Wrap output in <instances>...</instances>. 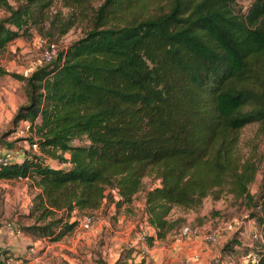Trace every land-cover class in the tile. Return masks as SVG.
<instances>
[{"label":"trees","instance_id":"1","mask_svg":"<svg viewBox=\"0 0 264 264\" xmlns=\"http://www.w3.org/2000/svg\"><path fill=\"white\" fill-rule=\"evenodd\" d=\"M62 1L68 14H49L53 0H0L8 12L0 49L32 25L57 44L78 13L90 19L82 36L29 72L0 64L24 82L26 102L11 122H30L38 148L0 164V178L22 176L36 189L31 213L42 222L20 230L60 240L77 224L76 209H102L108 193L117 206L129 203L153 174L159 183L144 192L150 246L185 222L170 215L174 206L197 208L225 186L249 200L264 236V186L256 196L248 189L257 161L237 144L247 125L264 132V0ZM138 253L125 247L96 263L150 264L134 261ZM258 256L264 264V250ZM9 257L0 251V264H24Z\"/></svg>","mask_w":264,"mask_h":264},{"label":"rangeland","instance_id":"2","mask_svg":"<svg viewBox=\"0 0 264 264\" xmlns=\"http://www.w3.org/2000/svg\"><path fill=\"white\" fill-rule=\"evenodd\" d=\"M9 1L15 6L22 0ZM93 1L95 4L99 2ZM248 1L237 0V3L245 5ZM71 9L72 6L64 5L62 0H53L48 13L60 12L65 15ZM6 14L8 12L0 7V18ZM77 16L74 25L60 37L57 49L82 36L89 28V17L80 13ZM46 25L47 21L40 24L43 28ZM29 32V35L16 37L0 49V64L8 72L24 74L44 62L45 44L39 41L44 33L37 25H32ZM8 72L0 73V153H7L19 160L22 151L29 149L28 136L34 139L36 136L32 129L24 133L17 132V125L11 122L17 106L26 102V94L24 82ZM19 125H22V121ZM78 141L85 142L86 138L74 139V142ZM237 144L242 157L253 155L256 158L257 173L248 186L249 192L256 196L264 186V132L256 124L247 125L239 131ZM45 157L50 160V157ZM50 161L57 164V159ZM158 183V178L148 174L143 177L142 188L129 203L117 206L108 193L102 209H76V219L85 212L92 213V227L81 236L71 230L60 240L50 241L20 230L21 225L42 222V219L37 218V213H31L36 189L31 186L30 180L25 177L0 178V251L9 252L11 257L8 262L11 263L97 264V258L113 261L123 248L136 246L140 225L147 234L152 232V228L145 222L144 192ZM214 190H219L218 194L214 191L205 196L199 207L174 206L170 215L173 218H185L183 224L195 227L201 233L216 230L217 240L208 242L192 239L178 243L170 232L164 238H155L151 246V250L154 248L155 251L143 254L146 262L159 264L153 256L164 249V257L169 261L173 259L171 264H185L186 257L190 258L191 264H249L253 253L258 254L264 250L263 230L255 217L251 216L255 209L249 205V200L236 196L226 186ZM259 231L262 232V239L253 236V233ZM197 242L202 245L195 247Z\"/></svg>","mask_w":264,"mask_h":264},{"label":"built area","instance_id":"3","mask_svg":"<svg viewBox=\"0 0 264 264\" xmlns=\"http://www.w3.org/2000/svg\"><path fill=\"white\" fill-rule=\"evenodd\" d=\"M39 41L42 42L43 44H45V49L43 50V59L45 61L50 60L57 52V44L55 42H52V41H47L43 37H41ZM30 129H31L30 122L22 121V125H19L17 128V132L24 133V132L30 131ZM29 148H31L34 151L38 150L37 143L36 142L29 143ZM9 158H10V155H4V154L0 153V164L1 163L6 164L9 160ZM18 177L21 178L22 176H18ZM112 192L114 194L115 200L122 198V196L117 192L116 189L112 188ZM76 220H77V224L73 228V232L77 236H81L83 234V232L88 231L92 227L93 222H94V217H93L92 213L85 212L81 215V217L77 218ZM261 231H259L257 233L256 232L253 233V236L256 238L262 239V232ZM172 233H173L174 239H176L178 241L199 239V240H205L208 242H215L217 240V231L216 230H210V231H207L205 233H201L197 228L192 227L188 224L180 225ZM147 235L148 234L146 233V231L144 230L142 225H140L139 230H138V234H137V240L138 241H137L136 246H133L139 250V253L134 258V261H138L143 256V254L150 253L151 246L147 243ZM128 247H131V246H128ZM258 257L259 256L257 253H253L250 257L249 264H256V262L258 261ZM184 262H185V264H191V260L189 257H186L184 259Z\"/></svg>","mask_w":264,"mask_h":264},{"label":"crops","instance_id":"4","mask_svg":"<svg viewBox=\"0 0 264 264\" xmlns=\"http://www.w3.org/2000/svg\"><path fill=\"white\" fill-rule=\"evenodd\" d=\"M171 236L174 237V236H173V233L171 234ZM175 241L178 242V243H179V242H184V241H178V240H176V239H175ZM201 245H202L201 242H197V245H196L195 247H199V246H201ZM195 247H193V248H195ZM151 251L154 252V251H155L154 248H152ZM194 251H197V250H194ZM165 252H166V250H164V249H163V250H159V251H158V254L153 256V258H155V261H159V262H158L159 264H169V263L171 264L172 261H173V259H172L171 261H169L168 258L164 257V256H165ZM187 253H189V252H187ZM194 253H196V252H194ZM196 254H197V253H196ZM192 255L195 256V254H192Z\"/></svg>","mask_w":264,"mask_h":264}]
</instances>
